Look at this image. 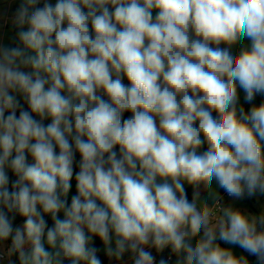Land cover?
I'll return each mask as SVG.
<instances>
[{"label":"clouds","instance_id":"1","mask_svg":"<svg viewBox=\"0 0 264 264\" xmlns=\"http://www.w3.org/2000/svg\"><path fill=\"white\" fill-rule=\"evenodd\" d=\"M40 3L21 0L18 43L0 46L8 255L19 264H102L89 246L95 236L108 257L130 253L132 264H155L149 246L170 248L176 264H249L220 240L264 264V209L222 206L212 190L215 181L236 200L264 195V101L252 103L264 96V0ZM245 39L250 47L234 56ZM6 169L17 177L11 190ZM9 214L26 218L22 229Z\"/></svg>","mask_w":264,"mask_h":264},{"label":"crops","instance_id":"2","mask_svg":"<svg viewBox=\"0 0 264 264\" xmlns=\"http://www.w3.org/2000/svg\"><path fill=\"white\" fill-rule=\"evenodd\" d=\"M43 2H44V0H41V3L37 6L39 7L41 5V7H42ZM48 2L52 3L54 5L56 3V0H48ZM20 3H21V0H0V46L14 47L18 43V41L16 40V33H17L18 29L13 25L12 21H13V17H14V14L16 12V9L19 7ZM155 14L156 13L154 12L153 15L155 16ZM25 30H27V26H25ZM250 43L251 42L248 39H245L240 44L233 46L231 49L233 55L234 56L237 55L242 47H250ZM225 46L226 45H221V47H225ZM124 83L125 84L128 83L126 78L124 80ZM238 93H239L238 109L240 107H243L245 112H247L251 108L252 105L245 101V99H244L245 93L242 89L238 88ZM257 96L259 98H261L262 101H264V96H260V95H257ZM18 99H20L21 104H23L24 100L22 99V97L18 96ZM105 99H107L106 96H105ZM252 103L259 105L261 102L253 101ZM238 114H239V112H238ZM214 115H215V113H214ZM36 118L39 119V117H36ZM50 122H51L50 119H47L44 121V123H46V124H48ZM262 144H264V142H262ZM199 151L202 152V148ZM28 163H33V160L30 156L28 157ZM6 171L9 172V170H7V169H6ZM189 186L190 185L185 183L186 189ZM72 188H73V183H72ZM72 188L69 192L68 197H70L72 194ZM212 190L215 191L216 193H218L219 196L221 193L224 192L223 189H220L218 187V185L216 184L215 181H213ZM199 192H200V199L202 201H206L208 203V205L211 207L214 204V199L209 194V190L204 188V186H202L201 188H199ZM191 200L192 199H190L189 201L191 202ZM228 205H231L235 208H239L242 211L258 215L261 212V210L264 209V195L257 193L253 197H245L242 200H236V199L230 198L228 200L226 206H228ZM59 216L62 219L63 213L61 212L59 214ZM23 224H24V222H20L17 225V227H20L22 229ZM52 224H53V221H52ZM201 235H202V233H201ZM93 239H94V236L92 237V240L89 243L90 247L92 246ZM217 243H219L221 247L226 248V249H230L231 251H233V253L237 257L243 255L248 260L249 264H257L256 257L249 255L247 252H245L243 249H241L238 245L226 244L220 240H217ZM193 244H195V239L193 240ZM9 247H10V244L7 242H4L0 245V253H3L5 256L4 258H0V264H10V261L12 262V264H19V260H18L17 255L14 254L11 257L8 255ZM112 247L113 248L115 247L114 242H113ZM104 249H105V246L102 242L101 252H102V254L106 255ZM167 249L168 248H166L165 250H167ZM146 250L151 251L150 246L146 247ZM130 257H131L130 253H125L123 256V259L119 260V261L116 260L114 257H109L110 262L108 264H132V260ZM176 261H177V256L175 254H172V259H171V261H169L168 264H176ZM64 264H68V261H65Z\"/></svg>","mask_w":264,"mask_h":264},{"label":"trees","instance_id":"3","mask_svg":"<svg viewBox=\"0 0 264 264\" xmlns=\"http://www.w3.org/2000/svg\"><path fill=\"white\" fill-rule=\"evenodd\" d=\"M41 7V5L39 6ZM255 102H262V99L259 98L258 96H256V98L254 99ZM23 105L24 107L27 109L28 108V105L23 102ZM7 114V113H6ZM18 115V113H17ZM130 114L129 113H125L124 114V118H127ZM46 124V123H45ZM207 148V146L205 145L203 148H202V152L205 151ZM79 154L77 153L76 155V162L74 163V176H73V179H72V183H73V188H72V194L70 197H68V202H69V205H70V202H71V197L73 195H77V191H76V181H75V172H78L79 171V166H78V162H79ZM34 163V161H33ZM8 175L10 177V184H9V188L11 190V182L15 181L17 179V177L11 172V170H9L8 172ZM203 185L200 186V188L202 187ZM187 193H188V199H192V195H193V188L192 186H189L187 189ZM15 215V219L13 220V228L15 229L17 227V225L20 223V222H24L26 218L24 217H21L19 216L18 214H9V218L12 219V216ZM45 219L47 220L48 222V225L49 226H52V220H51V216L50 215H45ZM86 231V229H85ZM14 234V233H13ZM4 242H7L11 245V237L7 240V241H0V245ZM92 246L96 247L99 249V252L97 253V255L99 256L102 264H108L110 262V259L107 255L105 254H102L101 252V246H102V241L98 238V237H95L94 236V239H93V243H92ZM91 246V247H92ZM171 251L170 248H168L167 250L163 251L160 255V258H159V261L160 260H164L166 262V264H168L169 262L166 261V255ZM159 261L157 264H159ZM83 263V262H82ZM257 264H258V261H257Z\"/></svg>","mask_w":264,"mask_h":264},{"label":"built area","instance_id":"4","mask_svg":"<svg viewBox=\"0 0 264 264\" xmlns=\"http://www.w3.org/2000/svg\"><path fill=\"white\" fill-rule=\"evenodd\" d=\"M220 197L223 198L222 200H220V204H221L222 206H226L228 200H229L230 198H232V197H229L225 192L221 193V194H220ZM150 250H151L153 256L155 257V264H157L158 261H159V258H160V255H161L162 252H157L156 249L153 248V247H150ZM4 257H5L4 254H3V253H0V258H4ZM171 259H172V252L170 251V252L166 255V261L169 262V261H171Z\"/></svg>","mask_w":264,"mask_h":264}]
</instances>
